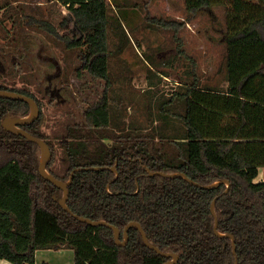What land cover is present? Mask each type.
<instances>
[{"label":"trees","instance_id":"trees-1","mask_svg":"<svg viewBox=\"0 0 264 264\" xmlns=\"http://www.w3.org/2000/svg\"><path fill=\"white\" fill-rule=\"evenodd\" d=\"M63 2L81 36L62 35L46 21L40 26L67 48L80 49L82 70L110 85L108 33L113 29L121 38L122 25L111 16L109 1ZM185 5L190 12L226 7L227 86H201L197 77L181 86L169 99L175 111L161 108L157 116L166 126L169 113L177 116L180 131L161 132L156 140L159 129L153 125L144 134L115 130L104 92L83 118L72 111L51 136L42 127L55 98L38 92L41 86L0 89L36 100L39 115L19 127L46 141V169L53 177L68 182L73 175L67 206L74 214L118 227L121 241L126 225L139 223L151 244L179 255L176 264H264V182H255L264 167V0ZM121 14L125 18L126 10ZM148 20L178 28L172 20ZM31 113L27 102L0 98V259L36 264L37 250L70 248L74 264L172 261L148 248L137 227L130 228L127 245L119 246L111 228L91 226L63 209L64 191L41 175L40 146L4 126L9 117Z\"/></svg>","mask_w":264,"mask_h":264},{"label":"rangeland","instance_id":"rangeland-1","mask_svg":"<svg viewBox=\"0 0 264 264\" xmlns=\"http://www.w3.org/2000/svg\"><path fill=\"white\" fill-rule=\"evenodd\" d=\"M63 1L0 0V85H27L34 91L41 86L38 92L55 98L47 108L45 133L55 134L72 111L83 118L88 104L107 92L115 130L120 126L144 134L153 125L160 140L161 132L183 129L171 113L167 126L157 118L161 108L175 111V102L169 99L181 86L197 77L201 86L226 88L225 6L190 12L185 0H108L111 16H117L122 27L121 38L109 29L107 85L105 79H94L82 70L80 49L67 48L59 35L40 26L46 21L62 35L81 36ZM148 18L172 20L178 28L152 26ZM180 48L183 54L178 53ZM255 182H264V167Z\"/></svg>","mask_w":264,"mask_h":264},{"label":"water","instance_id":"water-1","mask_svg":"<svg viewBox=\"0 0 264 264\" xmlns=\"http://www.w3.org/2000/svg\"><path fill=\"white\" fill-rule=\"evenodd\" d=\"M0 98H7V99H13V100H21L24 102H27L33 111V116L27 118V117H9L6 122H5V128L10 131L13 132L17 135H22L23 137H25L26 139H28L29 141L36 143L40 146L41 151H42V160H41V166H40V172L41 175L45 178H47L48 180H50L52 183H54L57 187H59L60 189H62L64 191V196L61 199V206L63 207L64 210L68 211L71 215H73L76 219L88 223L91 226H107L109 228H111L114 232H115V240L117 245L119 246H125L127 245L128 241H129V230L131 227H137L143 237V240L146 244V246L150 249L155 250L158 254L165 256V257H172L173 260L169 261L165 264H176L178 259H179V255L178 254H173V253H166L161 251L158 247L154 246L153 244L150 243L148 236L146 234V232L144 231V229L142 228V226L139 223L136 222H131L129 224L126 225V227L124 228V237L125 240L121 241L120 237H121V230L111 224L106 223L105 221H94L91 220L89 218H84L81 216H78L76 214H74L70 208L67 206V201L69 199V190H68V186L71 183L72 180V176L70 178V180L68 182H63L55 177H53L48 170L46 169V165L48 163V161L51 158V151L50 148L48 146V144L46 143L45 140L36 137L32 134H30L29 132H27L24 129H21L19 126L20 125H24V124H28L30 122H32L38 115H39V106L36 102V100L30 96L18 93V92H14V91H9V90H4V89H0Z\"/></svg>","mask_w":264,"mask_h":264},{"label":"crops","instance_id":"crops-1","mask_svg":"<svg viewBox=\"0 0 264 264\" xmlns=\"http://www.w3.org/2000/svg\"><path fill=\"white\" fill-rule=\"evenodd\" d=\"M74 264V250L70 248L40 249L36 251V264ZM0 264H10L0 259Z\"/></svg>","mask_w":264,"mask_h":264},{"label":"bare ground","instance_id":"bare-ground-1","mask_svg":"<svg viewBox=\"0 0 264 264\" xmlns=\"http://www.w3.org/2000/svg\"><path fill=\"white\" fill-rule=\"evenodd\" d=\"M31 116H33V112L31 113V115L29 117H31ZM29 117H27V118H29Z\"/></svg>","mask_w":264,"mask_h":264}]
</instances>
